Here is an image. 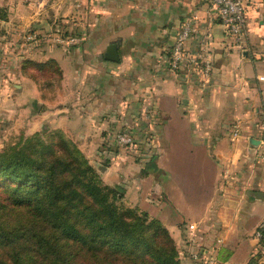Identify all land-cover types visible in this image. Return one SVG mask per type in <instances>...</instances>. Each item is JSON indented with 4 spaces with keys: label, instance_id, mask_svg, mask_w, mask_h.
<instances>
[{
    "label": "crops",
    "instance_id": "obj_1",
    "mask_svg": "<svg viewBox=\"0 0 264 264\" xmlns=\"http://www.w3.org/2000/svg\"><path fill=\"white\" fill-rule=\"evenodd\" d=\"M243 3L248 31L238 45L209 0H67L64 5L69 21L83 25L86 57L98 60V70L92 61L84 70L89 95L80 111L77 94L72 117L79 114L91 124L128 122L134 116L127 107L143 108L154 167L150 159L131 160L117 170V183L130 205L170 231L180 264H189L194 254L213 264H264V241L254 233L264 219L258 127L264 62L257 58L264 53V0ZM187 18L195 27L186 58L174 70L168 49ZM206 34L208 43L200 49ZM110 42L117 44L119 61L103 57ZM198 54L211 61L207 77L200 57L188 59ZM237 123L240 134L232 138ZM188 225L196 228L191 246L182 238Z\"/></svg>",
    "mask_w": 264,
    "mask_h": 264
},
{
    "label": "trees",
    "instance_id": "obj_2",
    "mask_svg": "<svg viewBox=\"0 0 264 264\" xmlns=\"http://www.w3.org/2000/svg\"><path fill=\"white\" fill-rule=\"evenodd\" d=\"M0 180V248L14 264H180L166 226L121 204L65 138L0 151Z\"/></svg>",
    "mask_w": 264,
    "mask_h": 264
},
{
    "label": "rangeland",
    "instance_id": "obj_3",
    "mask_svg": "<svg viewBox=\"0 0 264 264\" xmlns=\"http://www.w3.org/2000/svg\"><path fill=\"white\" fill-rule=\"evenodd\" d=\"M64 5L67 0H12L11 5L0 0V151H11L33 136L45 141L60 136L95 168L102 183L124 195L117 170L154 154L147 117L141 107H127L129 117L134 116L128 122L113 119L91 124L79 114L72 117L77 94L80 111L89 95L83 85L84 70L91 61L96 70L98 60L86 57L89 46L83 39V25L69 21ZM70 70H76V75ZM123 129L132 132V141L119 145L116 132ZM0 195L6 196L3 191ZM123 195L118 201L134 207ZM195 231L186 226L184 244H193ZM0 264H14L4 248H0Z\"/></svg>",
    "mask_w": 264,
    "mask_h": 264
},
{
    "label": "built area",
    "instance_id": "obj_4",
    "mask_svg": "<svg viewBox=\"0 0 264 264\" xmlns=\"http://www.w3.org/2000/svg\"><path fill=\"white\" fill-rule=\"evenodd\" d=\"M209 2L216 10L220 21L226 28L227 34L231 35L234 43L238 45L244 40L248 31L243 0H209ZM194 27L192 19L187 18L182 22L175 34L168 56L170 67L174 70L178 69L182 61L186 58V42L191 36ZM208 38L209 35L206 34L205 37L201 39L200 49H203L207 45ZM196 57H200V59L203 60V74L207 77L212 66L210 59L202 57V54L190 56L188 59L195 62ZM257 58L264 62V53L258 54ZM258 127L260 129L259 142L262 144V152H264V106L260 109ZM239 134L240 125L237 123L231 131V137L235 138ZM116 139L119 145L128 144L132 141V132L129 129L119 130L116 132ZM254 233L259 240L264 238V219L257 224ZM194 257L199 258L198 254H194ZM203 258V264H213V260H207L205 257Z\"/></svg>",
    "mask_w": 264,
    "mask_h": 264
},
{
    "label": "water",
    "instance_id": "obj_5",
    "mask_svg": "<svg viewBox=\"0 0 264 264\" xmlns=\"http://www.w3.org/2000/svg\"><path fill=\"white\" fill-rule=\"evenodd\" d=\"M103 57L111 61H119L120 55L118 52L117 44L115 42H110L105 46L103 51ZM252 142H257V139H251Z\"/></svg>",
    "mask_w": 264,
    "mask_h": 264
}]
</instances>
